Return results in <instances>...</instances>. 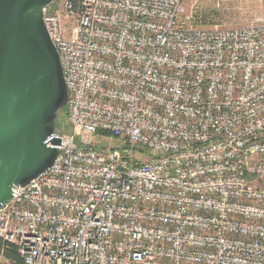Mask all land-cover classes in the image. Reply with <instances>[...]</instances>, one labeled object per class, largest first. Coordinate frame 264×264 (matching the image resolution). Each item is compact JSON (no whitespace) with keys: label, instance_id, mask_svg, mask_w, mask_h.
<instances>
[{"label":"built area","instance_id":"1","mask_svg":"<svg viewBox=\"0 0 264 264\" xmlns=\"http://www.w3.org/2000/svg\"><path fill=\"white\" fill-rule=\"evenodd\" d=\"M50 6L73 134L13 186L4 245L22 264H264V20L207 28L185 0Z\"/></svg>","mask_w":264,"mask_h":264},{"label":"water","instance_id":"2","mask_svg":"<svg viewBox=\"0 0 264 264\" xmlns=\"http://www.w3.org/2000/svg\"><path fill=\"white\" fill-rule=\"evenodd\" d=\"M55 0H0V210L55 162L68 90L44 10Z\"/></svg>","mask_w":264,"mask_h":264},{"label":"rangeland","instance_id":"3","mask_svg":"<svg viewBox=\"0 0 264 264\" xmlns=\"http://www.w3.org/2000/svg\"><path fill=\"white\" fill-rule=\"evenodd\" d=\"M62 1L55 0L49 8L50 12L57 10ZM218 2H221V7L217 11ZM185 5L188 11L193 9L194 13L197 12V14H202L205 17L207 25L204 26L207 28L213 26L232 28L256 20H264V0H185ZM207 18H211V20L209 21ZM62 118L60 116L57 118L56 130L65 136L72 135L73 131L67 122V114Z\"/></svg>","mask_w":264,"mask_h":264},{"label":"trees","instance_id":"4","mask_svg":"<svg viewBox=\"0 0 264 264\" xmlns=\"http://www.w3.org/2000/svg\"><path fill=\"white\" fill-rule=\"evenodd\" d=\"M72 1L76 4L78 0H72ZM63 112H64V115H62ZM66 114H67V111H66V107H65L64 109L59 111L58 117L60 116L62 118V116H65ZM4 247H5V255L8 259L14 261L15 264H22L20 256L17 253V251L15 250V248L7 247L6 245H4V242L0 239V251H2L4 249Z\"/></svg>","mask_w":264,"mask_h":264}]
</instances>
